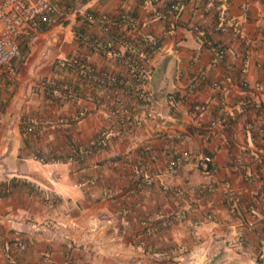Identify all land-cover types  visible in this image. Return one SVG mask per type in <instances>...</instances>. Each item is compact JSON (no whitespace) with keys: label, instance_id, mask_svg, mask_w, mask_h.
Wrapping results in <instances>:
<instances>
[{"label":"crops","instance_id":"0c3cea01","mask_svg":"<svg viewBox=\"0 0 264 264\" xmlns=\"http://www.w3.org/2000/svg\"><path fill=\"white\" fill-rule=\"evenodd\" d=\"M171 1L56 0L0 79V264H264V0ZM118 11L134 50L85 16Z\"/></svg>","mask_w":264,"mask_h":264},{"label":"built area","instance_id":"2783aa9c","mask_svg":"<svg viewBox=\"0 0 264 264\" xmlns=\"http://www.w3.org/2000/svg\"><path fill=\"white\" fill-rule=\"evenodd\" d=\"M77 1V0H76ZM157 0H142L143 4L149 5ZM179 7V1L174 0L168 4V9L172 17H176ZM155 16L159 18H166V13L161 10H154ZM85 16L90 19H97L100 22L101 29L106 33L103 40V46L112 48L114 45L122 41L124 45L130 50L136 48V43L132 40L123 38V36L114 35L113 26L117 25L119 21H124L129 25H133L134 21L130 14L126 11H118L115 15L107 13H99L94 15L91 12H85ZM64 17L63 8L58 6L56 0H0V79L12 80L17 74L16 59L21 55L23 48L32 47L40 38L45 26L52 23L55 19ZM225 52L223 45H217L213 48V54L209 60L210 65H216L220 62ZM60 65L64 63L63 60H56ZM264 66V65H263ZM202 75L193 74L190 76L189 91H193ZM204 80V78H203ZM209 85L215 89L219 96L227 90V83L225 80L210 79ZM260 87V86H259ZM205 109L203 102L194 101L190 109H185L184 114L195 117ZM85 109H80L78 115H83ZM222 124L220 117L210 119L205 127L204 135L207 137L214 134L216 128ZM106 136L104 132H99L93 140V146H103L106 144ZM211 157L208 154L201 156L199 166L204 171H210L213 168L210 165ZM174 161H170L173 164ZM210 188V185H208ZM203 187L199 191H203ZM260 196L264 198V188L260 191ZM12 221V218H7ZM43 260H47L44 257Z\"/></svg>","mask_w":264,"mask_h":264}]
</instances>
